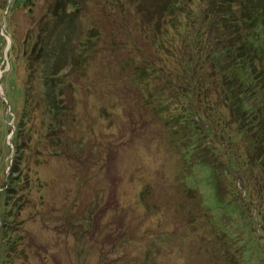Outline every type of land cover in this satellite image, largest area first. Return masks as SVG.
<instances>
[{
  "label": "rangeland",
  "instance_id": "374dc122",
  "mask_svg": "<svg viewBox=\"0 0 264 264\" xmlns=\"http://www.w3.org/2000/svg\"><path fill=\"white\" fill-rule=\"evenodd\" d=\"M53 1L37 0L31 14L19 9L0 27L7 42L0 71L3 143L11 149L4 155L6 172L16 152L11 105L20 112L28 77L9 52L12 39L5 30L20 53L28 36L52 18ZM163 1L71 0L59 35L66 39L61 98L74 127L66 128L60 155L49 156L40 145L37 171L44 183L31 185L17 217L22 226L11 232L25 236L17 251L23 250L9 261L5 239L0 264H264V196L257 185L260 168L249 154L256 134L244 132L236 111L217 96L222 73L201 64L205 100L217 110L214 115L203 113L206 108L195 99L199 109L193 112L188 96L173 98L176 93L167 90L166 72L192 59L183 39L194 38L199 25L193 19L203 15V27H215L213 16L219 14L229 36L241 9L235 0H168L176 7L171 12L160 8ZM254 1L264 7V0ZM238 33L234 40H248L244 31ZM260 66L255 60L252 72ZM223 73L231 77L229 70ZM43 77L36 80L44 83ZM255 98L241 99L252 118L257 106L264 108V100L259 104ZM159 104L168 114H158ZM205 127L207 136L199 142L195 134ZM190 129L193 150L187 146ZM13 221V216L7 220Z\"/></svg>",
  "mask_w": 264,
  "mask_h": 264
},
{
  "label": "trees",
  "instance_id": "16d2710c",
  "mask_svg": "<svg viewBox=\"0 0 264 264\" xmlns=\"http://www.w3.org/2000/svg\"><path fill=\"white\" fill-rule=\"evenodd\" d=\"M235 1H237V7L241 9V13H238L231 20L232 24L236 26V31H232V35L227 36L224 31L225 28H222L225 17H219V14L213 16L215 27L213 25H209V28L203 27V15L199 16L201 22L198 20L199 17L198 19H193L194 26L199 25L193 34L194 38L183 39V43L192 49L191 55H189L192 59L184 62L186 63L185 67H183L184 63L181 64V68L176 65L179 71L169 70L166 72L170 78L167 90L176 93L173 98L179 95H182V97L188 96V105L192 111L195 108L197 113L199 109L194 103L195 99L199 106L201 103V107L206 108H201L204 111L203 113H205V110H211L212 115H214L217 110L209 104L208 100H205L207 82L201 80V64L210 63L216 72L222 73L221 75L219 74V80L222 82L223 88H221L222 90L220 89L221 91H217V96L224 99L225 104L229 107L231 106V111H236L238 114L237 119L242 121L241 126L245 130L244 132L256 134L255 138H250L252 145L250 146L249 154L251 155V160H253L252 164L256 162L260 168L257 174V176L259 175L257 185L261 190V195L264 196V159L262 157L264 155V108L261 109V105L257 106L256 110L259 113H257V117L252 118V113L244 107L245 101L241 102L242 96H256L255 101L259 104L264 100L262 98V93L264 94V7L254 0H248L250 3L252 1V5L248 4L246 0ZM36 2L37 0H6L3 3L0 2V27L4 18L9 22L10 16L14 15L19 9H24L31 14L36 7ZM70 3L71 0H54L49 7V13L51 12L52 18L46 23L45 27L41 26V30L36 35L28 36L27 41H25V48L20 53H18L17 40L12 37L7 28L5 30L6 34L10 35L12 39L9 52L13 53L16 64L18 63V65L24 67L28 77L20 112L18 113V107L14 108L11 105L12 112L16 113L14 116L16 131L12 138L13 149L16 152L8 172H6L8 165L6 166L4 163V155L10 156L11 149L3 143L5 139L3 128L6 124L0 118V209L3 210H0V245L5 242V239H8L6 245L9 261L16 259L23 250L22 247V249L17 251L20 244L23 245L22 239L25 236L13 237L12 234L22 226V223L20 224L17 221V217L28 196L32 193L33 187L31 185L35 181L39 182L40 186L44 183L37 171L40 166L38 163L42 159L40 145L43 144L45 146V151L49 156L60 155L64 151V144L66 145L64 138L66 128L71 132L75 123L71 116L69 120L68 113H71V111L69 106L66 108V103H63L61 98L65 88V75L62 72L64 69L62 54L65 47L62 44L65 43L64 40L66 39L63 34L59 35V31L63 28L62 23L69 18L67 9ZM229 6L231 5L229 4ZM162 7L163 10L165 9L164 11L171 12L175 11L176 8L174 3L172 1L170 3L168 0L163 1L160 8L162 9ZM211 7L212 3L208 5V9H211ZM199 12L200 14L202 13V11ZM49 22H52L51 26ZM243 31L248 35V40L245 42L241 39L234 40L239 34L238 32L243 33ZM58 37L60 44L58 43ZM162 45L161 43L156 44L160 51L165 49L166 51L164 52L166 53L167 49L162 47ZM5 47H7V42L0 35V71L2 53ZM170 50L169 48L168 54ZM255 60H259L261 66L256 72H252L255 67ZM50 61L53 62L50 63ZM226 70H229L230 78H227L225 73H223ZM171 71L172 74L170 73ZM38 74L44 76V83L36 80V75ZM33 88H36V91L33 92ZM1 104L3 105L4 103L0 98V106H2ZM158 107L160 108V112L157 108L158 114L165 115L167 113L163 104L162 107L160 104ZM63 117L68 118L67 121H64ZM196 117L192 119V123L196 120ZM215 118L218 119L219 123L223 124L224 120L220 116L217 115ZM7 119L11 118L8 117ZM247 119L249 121L244 122ZM8 129L11 130L10 127ZM204 129L200 135L198 134V137L195 134L196 140L199 141L204 135L205 137L207 136L204 132L208 131V129L206 127ZM188 133V139L191 143L186 145L194 147V133L191 132V129ZM69 147H72V145H68ZM251 149L253 150L252 153ZM251 175L253 176L252 173ZM245 199L247 203L250 202L248 197ZM11 216L14 219L12 224L7 222ZM256 217L262 218L258 212ZM4 233L7 235H4ZM20 241L21 243H19ZM235 246L236 244L233 247ZM0 254H2V251H0Z\"/></svg>",
  "mask_w": 264,
  "mask_h": 264
}]
</instances>
